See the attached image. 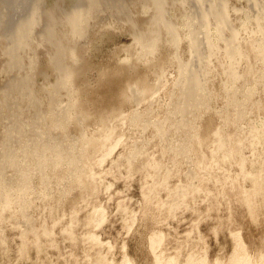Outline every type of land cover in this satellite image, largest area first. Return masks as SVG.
Segmentation results:
<instances>
[{"label": "rangeland", "instance_id": "374dc122", "mask_svg": "<svg viewBox=\"0 0 264 264\" xmlns=\"http://www.w3.org/2000/svg\"><path fill=\"white\" fill-rule=\"evenodd\" d=\"M237 241L264 264V0H0V264Z\"/></svg>", "mask_w": 264, "mask_h": 264}, {"label": "bare ground", "instance_id": "6f19581e", "mask_svg": "<svg viewBox=\"0 0 264 264\" xmlns=\"http://www.w3.org/2000/svg\"><path fill=\"white\" fill-rule=\"evenodd\" d=\"M160 129V128H159ZM161 130V129H160ZM199 141L200 143V139L197 140ZM97 144H101L102 142L101 141H95ZM91 142L90 144L86 145L88 148V146L90 147L91 146ZM85 148V147H84ZM86 148L83 149V151L85 150L86 151ZM84 153V152H82ZM86 153V152H85ZM86 157V156H85ZM82 159V158H80ZM86 159V158H85ZM80 178V176H78L77 180ZM81 183V181H80ZM159 237H161L160 235H158ZM159 237H153L151 239V246L152 248H155L156 246H158L159 242H160V238ZM93 239H95L93 237ZM238 243L236 244V248H235V252H233L235 255H232L231 258H230V262L227 263V264H249L247 261H249L247 258L245 259V257L243 256L244 255V246L239 242L237 241ZM239 252V253H238ZM156 258H159V256H156ZM247 260V261H246ZM192 259L188 260L186 262V264H192ZM204 262V260H202ZM246 261V262H245ZM251 262V261H250ZM205 263V262H204ZM203 263V264H204ZM123 264H130L128 260L124 261ZM159 264H162V263H159ZM164 264H178L177 261H175L174 259L173 260H168V261H165ZM218 264V263H217Z\"/></svg>", "mask_w": 264, "mask_h": 264}]
</instances>
